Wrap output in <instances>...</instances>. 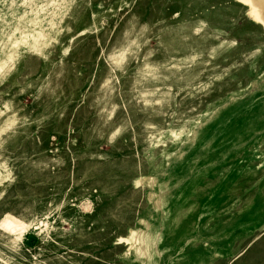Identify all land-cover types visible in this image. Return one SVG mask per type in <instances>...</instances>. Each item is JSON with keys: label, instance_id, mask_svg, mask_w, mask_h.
<instances>
[{"label": "rangeland", "instance_id": "1", "mask_svg": "<svg viewBox=\"0 0 264 264\" xmlns=\"http://www.w3.org/2000/svg\"><path fill=\"white\" fill-rule=\"evenodd\" d=\"M0 264H264L263 1L0 0Z\"/></svg>", "mask_w": 264, "mask_h": 264}, {"label": "bare ground", "instance_id": "2", "mask_svg": "<svg viewBox=\"0 0 264 264\" xmlns=\"http://www.w3.org/2000/svg\"><path fill=\"white\" fill-rule=\"evenodd\" d=\"M261 1H263V4H264V0H261ZM258 87V86H257ZM260 88V87H259ZM257 89V88H256ZM253 91V90H252ZM205 114V113H204ZM211 114V113H210ZM200 117H201V115H200ZM196 125V124H195ZM195 132L196 131H191L190 132V134L187 136V138H186V140H184V142L183 143H185V142H189V141H194V139L195 140H197L196 138V136H195ZM195 142V141H194ZM178 155V154H177ZM175 158H178L177 156L175 157ZM207 169V168H206ZM170 174V177L172 178L173 177V175L171 174V173H169ZM196 176V175H195ZM157 178H160V177H157ZM157 178H151V179H149L148 180V183L150 184V185H152V187L154 186V183L156 182V180H157ZM198 178V177H197ZM169 180V179H168ZM177 180V179H176ZM167 181V180H166ZM175 181V180H174ZM175 183V182H174ZM168 184V183H167ZM177 185V184H176ZM155 186H157V185H155ZM153 189L155 190V187H153ZM156 193H157V191H156ZM168 195V194H167ZM156 197H157V194H156ZM161 198V200H162V197H160ZM167 203V202H166ZM158 204V203H157ZM159 205V204H158ZM165 207V206H164ZM157 208V207H156ZM163 209V208H162ZM163 211V210H162ZM153 216H154V214H153ZM166 217V216H165ZM164 217V218H165ZM153 219V218H152ZM149 222V221H148ZM149 225V224H148ZM147 226V225H146ZM152 227V226H151ZM158 227V226H157ZM155 228V227H154ZM158 230V229H157ZM141 231V230H140ZM143 233V232H142ZM145 233V232H144ZM152 233H154L153 232V229H149V231H148V233L145 235L146 236V239H149L150 240V237H151V235H152ZM143 235V234H142ZM140 236V235H139ZM144 236V235H143ZM144 240V239H143ZM143 244H144V242H143ZM143 246V245H142ZM149 247V249H150V245H148ZM141 247V246H140ZM142 249V248H141ZM222 251V250H221ZM141 252V251H140ZM140 254V253H139ZM201 254V253H200ZM139 256V255H138ZM198 257V256H197ZM218 257V256H217ZM191 258H193V257H191ZM196 259V258H195ZM202 259V258H201ZM200 260V259H199ZM213 260V259H212ZM195 262V261H194ZM143 263V262H142ZM147 263V262H146ZM187 263H189V261L187 262ZM198 263V262H197ZM202 263V262H201Z\"/></svg>", "mask_w": 264, "mask_h": 264}]
</instances>
